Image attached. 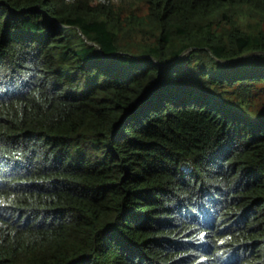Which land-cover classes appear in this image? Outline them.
Wrapping results in <instances>:
<instances>
[{"label": "trees", "instance_id": "1", "mask_svg": "<svg viewBox=\"0 0 264 264\" xmlns=\"http://www.w3.org/2000/svg\"><path fill=\"white\" fill-rule=\"evenodd\" d=\"M0 264H264V0H0Z\"/></svg>", "mask_w": 264, "mask_h": 264}]
</instances>
